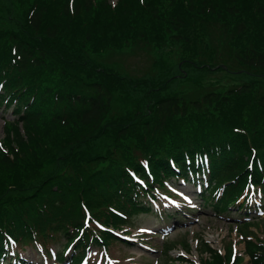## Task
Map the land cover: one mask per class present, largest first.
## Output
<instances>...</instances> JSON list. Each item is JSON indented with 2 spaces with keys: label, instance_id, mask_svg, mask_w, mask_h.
<instances>
[{
  "label": "trees",
  "instance_id": "trees-1",
  "mask_svg": "<svg viewBox=\"0 0 264 264\" xmlns=\"http://www.w3.org/2000/svg\"><path fill=\"white\" fill-rule=\"evenodd\" d=\"M146 45L164 54L154 75L100 59ZM216 73L233 83L207 90ZM0 89L13 114L0 146V264L27 244L79 264L122 242L108 229L149 213L156 189L189 172L205 170L212 200L222 192L219 213L247 209L237 201L249 183L264 199V0H0ZM207 249L201 264H241ZM245 254L264 264V243L247 240Z\"/></svg>",
  "mask_w": 264,
  "mask_h": 264
},
{
  "label": "rangeland",
  "instance_id": "rangeland-1",
  "mask_svg": "<svg viewBox=\"0 0 264 264\" xmlns=\"http://www.w3.org/2000/svg\"><path fill=\"white\" fill-rule=\"evenodd\" d=\"M112 3L115 5L116 0H112ZM12 21L11 16V23ZM161 53L163 52L150 49L146 45L135 49L125 48L124 51L110 50L100 59L105 65L135 79L156 74L159 69L153 63L154 60L164 59V54ZM167 59L164 60V64L168 65ZM234 77V74L205 75L202 83L206 86L203 87L209 91L221 90L231 85ZM190 90L187 89L188 95L192 98H196L202 91L195 87ZM125 102L128 109L134 107L133 99L129 98ZM4 119H13L12 110L7 111L0 107L1 147H3L2 142L5 146L7 141ZM4 148L7 149V145ZM252 191L248 193L252 203L250 211L238 212L231 207L230 212L219 214L211 206L213 205L211 202L215 203L217 200L210 202L211 197L207 196L209 197L206 203L208 205L202 207L199 192L192 187L168 183L166 190L159 191L161 211L153 207V214L135 216L130 225L120 228L118 232L125 238L124 240L128 241V244L112 243L109 245L108 259L101 258V254L90 255L89 264H180L177 260L179 257H185L200 264L202 261L209 260L207 246L220 255L231 259L237 257L239 263L249 264V257L245 254L246 241L258 239L264 243V213L255 210L261 206L260 195L254 196ZM164 211L171 213V217L174 215L178 220L161 217ZM239 217L248 219L246 223H243ZM247 223L249 225H242ZM55 248L61 249L59 245ZM17 251H20L18 253L20 258L28 264H56L53 260L42 256L39 245L27 244L17 248ZM226 252L227 255H225Z\"/></svg>",
  "mask_w": 264,
  "mask_h": 264
},
{
  "label": "snow or ice",
  "instance_id": "snow-or-ice-1",
  "mask_svg": "<svg viewBox=\"0 0 264 264\" xmlns=\"http://www.w3.org/2000/svg\"><path fill=\"white\" fill-rule=\"evenodd\" d=\"M141 2H143V0H141Z\"/></svg>",
  "mask_w": 264,
  "mask_h": 264
}]
</instances>
